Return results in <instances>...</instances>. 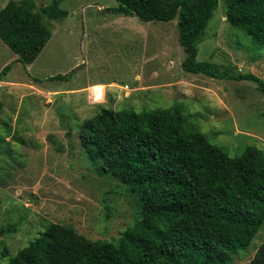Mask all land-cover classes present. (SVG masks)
I'll return each mask as SVG.
<instances>
[{"label": "rangeland", "instance_id": "rangeland-1", "mask_svg": "<svg viewBox=\"0 0 264 264\" xmlns=\"http://www.w3.org/2000/svg\"><path fill=\"white\" fill-rule=\"evenodd\" d=\"M9 1L0 0V8ZM52 1L34 0L35 8ZM228 2L219 0L199 44L198 60L220 66L214 78L183 69L177 18L144 21L107 11L117 0L62 1L69 14L51 20L53 36L35 65L14 62L0 80V264L10 263L50 222L99 241H117L134 225V193L100 175L79 138L78 124L102 107H179L230 155L249 146L264 151V94L255 81L237 77L254 73L264 80V43L227 21ZM13 56L0 39V71ZM111 81L116 84L105 90L88 87ZM263 243L264 223L231 264L251 262Z\"/></svg>", "mask_w": 264, "mask_h": 264}, {"label": "trees", "instance_id": "trees-1", "mask_svg": "<svg viewBox=\"0 0 264 264\" xmlns=\"http://www.w3.org/2000/svg\"><path fill=\"white\" fill-rule=\"evenodd\" d=\"M62 1L36 10L34 0H10L0 8V39L17 54L15 62L26 66L38 58L53 36L51 20L69 14ZM218 6L219 0H117L107 11L144 21L177 18L186 53L183 69L215 78L220 66L197 57ZM226 17L264 43V0H229ZM14 61L0 71V80ZM71 73L49 78L64 79ZM223 73L233 77L229 70ZM237 77L255 81L264 94L260 76ZM78 127L97 172L113 177L137 198L134 225L117 241H99L70 225L50 222L8 264H231L261 230L264 151L258 147L230 155L194 128L179 107L151 112L102 107Z\"/></svg>", "mask_w": 264, "mask_h": 264}, {"label": "crops", "instance_id": "crops-1", "mask_svg": "<svg viewBox=\"0 0 264 264\" xmlns=\"http://www.w3.org/2000/svg\"><path fill=\"white\" fill-rule=\"evenodd\" d=\"M51 40V39H50ZM39 57V56H38ZM17 58V56H13L11 59H12V61H14L15 59ZM35 61H37V60H35ZM35 61L33 62V63H31V64H29L28 66L31 68V67H33L34 65H35ZM15 62V61H14ZM87 63V60H86V62H85V64ZM137 78H139V75H137ZM113 84H116L114 81H111V82H109V83H104V82H97V83H93L91 86H88L90 89L93 87V86H95V85H102V86H104L105 88H104V90L106 89V87L107 86H109V85H113ZM125 93H129V90L128 89H126L125 88ZM245 262H248L247 260L245 261Z\"/></svg>", "mask_w": 264, "mask_h": 264}, {"label": "water", "instance_id": "water-1", "mask_svg": "<svg viewBox=\"0 0 264 264\" xmlns=\"http://www.w3.org/2000/svg\"><path fill=\"white\" fill-rule=\"evenodd\" d=\"M252 264H264V244L259 251L258 258Z\"/></svg>", "mask_w": 264, "mask_h": 264}, {"label": "built area", "instance_id": "built-area-1", "mask_svg": "<svg viewBox=\"0 0 264 264\" xmlns=\"http://www.w3.org/2000/svg\"><path fill=\"white\" fill-rule=\"evenodd\" d=\"M125 88H126V89H129L128 85H125Z\"/></svg>", "mask_w": 264, "mask_h": 264}]
</instances>
